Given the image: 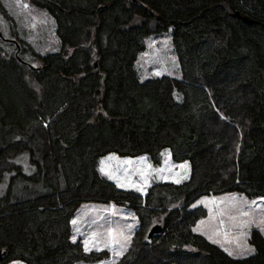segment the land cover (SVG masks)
<instances>
[{"label": "trees", "instance_id": "trees-1", "mask_svg": "<svg viewBox=\"0 0 264 264\" xmlns=\"http://www.w3.org/2000/svg\"><path fill=\"white\" fill-rule=\"evenodd\" d=\"M31 2L54 17L62 50L74 51L46 54L37 67L0 53V264L108 259L71 239L90 200L138 216L118 264H264L259 230L256 252L233 258L193 231L207 210L190 208L209 193L264 197V0ZM171 28L181 79L141 82L146 38ZM148 164L144 192L100 171L139 184L136 170Z\"/></svg>", "mask_w": 264, "mask_h": 264}, {"label": "rangeland", "instance_id": "rangeland-1", "mask_svg": "<svg viewBox=\"0 0 264 264\" xmlns=\"http://www.w3.org/2000/svg\"><path fill=\"white\" fill-rule=\"evenodd\" d=\"M24 2L30 5V13L28 9H21L19 6H16L15 0H0V32L3 34V37L0 36L1 57L10 58V55L17 54V44L10 40H15L19 43L20 50L18 53H21L25 60L35 67L40 65V57L46 54L63 52L66 56L70 55L74 49L67 48L62 50V43L57 34L54 17L45 8L33 4L31 0H24ZM9 5L12 6L9 7ZM33 24L35 27L31 26ZM145 53L147 55H145ZM135 68L141 82L163 76L181 79L182 70L174 46L172 28L163 33L155 32L146 38V49L139 54L135 63ZM157 73H159V75H157ZM176 99L178 101L182 100V95L178 92L176 93ZM233 195L237 197H246L248 201L255 200L258 203H264V200L261 199L264 197H249L240 192H219L201 195L191 204L190 208L193 209L203 206L207 210V216L200 219L194 226V229L201 220H204L206 223L200 225V230L195 232L204 235L213 243L208 238V235L204 233L209 232L210 226L217 223V209L223 207V205L220 204V200H227ZM214 198L216 200L215 203H213ZM200 201H204V203H200ZM193 205L196 206L193 207ZM209 208L213 209L211 216L209 214ZM130 214H135L136 220H133ZM77 217H79L77 226L72 225V236L76 235V241H81L82 243L91 232L96 231L103 233L111 228L113 230L112 236L107 239L109 240L110 246H116L118 248L119 245L114 243L113 238H115V240H121V230H123L125 236L130 234L131 241L126 242V250L123 255L132 247L140 223L135 211H133L128 204L116 203L113 201H84L75 212L72 220ZM93 221H95V223H93ZM128 224L135 225L131 233H129L126 228ZM76 227L80 228V233L76 232ZM254 230L258 229L255 227L251 229L250 238ZM232 231L239 237V242H243L244 238L239 235V232L235 230ZM262 234L264 235V233ZM214 238L220 239L221 241L224 240L222 236H214ZM250 238L247 240V243L254 247V245L251 244ZM236 243L237 241L233 240L231 244L226 243L225 246L235 249ZM216 245L221 247L220 244ZM100 248L110 252V257L108 259L96 263L79 262L77 264H111L112 260L115 259L118 261L123 256L113 257L109 248L103 246V242L100 243ZM92 251L97 250L93 248ZM8 264L27 263L22 260H16Z\"/></svg>", "mask_w": 264, "mask_h": 264}, {"label": "snow or ice", "instance_id": "snow-or-ice-1", "mask_svg": "<svg viewBox=\"0 0 264 264\" xmlns=\"http://www.w3.org/2000/svg\"><path fill=\"white\" fill-rule=\"evenodd\" d=\"M15 5L19 6L21 9H28L29 13L31 11L30 5L28 3H25L24 0H15ZM11 6L12 5H9V7ZM31 26L35 27L34 24ZM145 55L147 54L145 53ZM157 75H159V73H157ZM237 150L239 149L237 148ZM109 159H111V157H109ZM128 163H130V161ZM179 167L186 168V165H180ZM150 169H152V165L148 164L136 170L141 177V182L139 184L122 183L118 176L114 175L111 171H106L104 167H101L100 171L102 174L107 175L109 179H115L117 181L118 186L120 187L131 186L134 187L139 192H144L145 186L149 184ZM154 171L155 173L159 174L162 173L164 169L159 168V169H155ZM169 171H171V169H169ZM125 173H127V169H125ZM176 176L179 178L175 179L174 182L181 183L183 179H187V172H185L183 176L177 173ZM261 199L264 200V198ZM215 202L216 200L214 198L213 203ZM200 203H204V201H200ZM220 204H222L223 207H219L217 209V217H216L217 223L211 225L210 231L204 234L208 235V238L214 244H220V246L229 256L239 259L254 254L255 248L249 245L247 243V240L250 238V232L253 227L258 229L261 233H264V203H258L255 200L248 201L246 197H237L233 195L231 198L227 200L221 199ZM195 206L196 205H193V207ZM212 212L213 209L209 208L210 216ZM130 215L132 216L133 220H136L135 214H130ZM78 220L79 217L73 219L71 221L72 225L77 226ZM93 223H95V221H93ZM205 223L206 222L204 220H201L197 225V227L193 229V231L200 230V225H204ZM134 227H135L134 224L126 225V228L129 233H131ZM232 230L239 232V235L244 238L243 242H239V237L236 236L235 232ZM76 232L80 233L79 227H76ZM112 232L113 230L109 228L103 233L93 231L90 234H88L86 238L83 240L84 251L90 252L92 251L93 248H96L97 251L102 250L100 248V243L103 242V246L109 248L113 257L122 256L124 251L126 250V242L131 241V235L129 234L125 236L123 234V230H121L120 236L122 239L115 240V238H113L114 243L119 245V247L117 248L116 246H110L109 240L107 239L108 237L112 236ZM214 236L215 237L222 236L224 237V240L221 241L220 239H215ZM71 239L72 242L75 243L77 240V236L73 235ZM233 240L237 241L235 249L225 246L226 243L231 244ZM111 264H118V261L114 259L111 261Z\"/></svg>", "mask_w": 264, "mask_h": 264}, {"label": "water", "instance_id": "water-1", "mask_svg": "<svg viewBox=\"0 0 264 264\" xmlns=\"http://www.w3.org/2000/svg\"><path fill=\"white\" fill-rule=\"evenodd\" d=\"M0 36L1 37H3V34H2V32H0ZM10 41H13L14 43H16L17 44V54L16 55H18V58H19V60L21 61V59L22 58H20V56H19V50H20V45H19V43L17 42V41H15V40H10ZM162 231V226L161 225H159V224H157V225H154L153 227H152V230H151V232H150V234H149V237H148V239H147V243H151V241H152V237L153 236H155V235H158V234H160V232Z\"/></svg>", "mask_w": 264, "mask_h": 264}, {"label": "bare ground", "instance_id": "bare-ground-1", "mask_svg": "<svg viewBox=\"0 0 264 264\" xmlns=\"http://www.w3.org/2000/svg\"><path fill=\"white\" fill-rule=\"evenodd\" d=\"M151 230H152V228H151ZM151 230H150V232H151ZM150 232H149V234H150ZM149 234H148V236H147V239H148V237H149ZM147 239H146V242H147Z\"/></svg>", "mask_w": 264, "mask_h": 264}]
</instances>
